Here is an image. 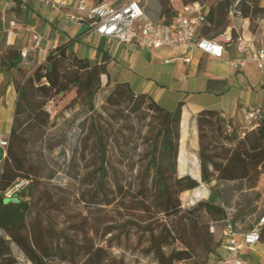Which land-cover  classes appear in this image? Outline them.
I'll list each match as a JSON object with an SVG mask.
<instances>
[{"label": "trees", "instance_id": "16d2710c", "mask_svg": "<svg viewBox=\"0 0 264 264\" xmlns=\"http://www.w3.org/2000/svg\"><path fill=\"white\" fill-rule=\"evenodd\" d=\"M158 1L155 21L163 24L169 23L183 5L198 3L206 7L208 25L202 30L206 37L228 27L233 37L242 35L226 23L233 1L239 5L242 20L249 21L247 30L251 34L255 33L256 17L264 15L258 0H219L210 8L198 0H182L174 9L169 0ZM10 9L20 8L16 4ZM69 45L49 51L44 64L15 84L17 98L0 163V264H18L13 246L30 264H127L124 253L117 256L112 250L118 247L128 251L126 245L132 237L140 255L151 256L157 264H208L222 245L221 235L216 238L209 225L220 223L225 210L217 202L220 193L216 191L189 208L181 206L180 194L200 184L188 174H178L182 102L167 110L150 96L133 93L125 83L114 86L108 99L120 114L112 116L107 128L98 119L92 120L85 139L88 172L79 184L86 187V192L77 197L94 214L74 222L71 192L49 182L52 175L43 174L30 150L34 140H42L54 123L46 105L74 89V96L59 113L77 104L92 109L100 77L108 76L105 61L92 63L71 51L66 54ZM19 59L17 50L1 51L0 72L17 67ZM225 124L213 110L201 111L196 117L200 181H237L243 189L252 190L264 176V118L256 127L244 130L242 137L233 128L226 132ZM110 142L114 143L111 151ZM20 180L27 184L10 198L5 197L4 193ZM58 214L68 220L61 228L56 221ZM259 233L264 242V223ZM176 243L181 246L176 247Z\"/></svg>", "mask_w": 264, "mask_h": 264}, {"label": "crops", "instance_id": "0c3cea01", "mask_svg": "<svg viewBox=\"0 0 264 264\" xmlns=\"http://www.w3.org/2000/svg\"><path fill=\"white\" fill-rule=\"evenodd\" d=\"M9 2L13 3L12 6L18 4L20 9L11 10L7 6ZM94 2L87 0L88 5ZM112 2L118 4L124 1ZM81 16L75 0H63L53 6H42L32 0H0V52L11 48L20 53L17 67L0 72V91L5 89L0 93L2 137H8L11 127L17 98L15 84L31 76L39 65L44 64L49 51L67 43L70 45L66 54L71 51L92 63L106 62L108 76L101 75V81L104 79L113 85L125 83L133 93L146 94L167 110H173L182 102L179 154L182 152L184 159L191 158L192 164L195 161L198 167V113L204 110L217 112L238 135L257 126L253 127L255 122L247 123L241 111L242 108H264V71H260L254 62L234 68L196 49L162 47L146 50L120 44L94 33L86 20L79 19ZM8 17L11 20L7 22ZM10 22L15 25L8 34ZM240 31L252 41L254 48H259L264 30L251 34L243 22ZM34 32L39 36L37 45L31 40ZM23 50L26 51L24 59L21 58ZM185 56L190 58L189 62L183 60ZM237 56L233 47H228L221 55L223 59ZM5 126V131H2ZM0 149L4 155L5 150ZM188 175L191 176V173ZM223 254L224 249L217 248L208 264ZM242 256L251 264H264V242L259 241L244 249Z\"/></svg>", "mask_w": 264, "mask_h": 264}, {"label": "rangeland", "instance_id": "374dc122", "mask_svg": "<svg viewBox=\"0 0 264 264\" xmlns=\"http://www.w3.org/2000/svg\"><path fill=\"white\" fill-rule=\"evenodd\" d=\"M138 1L144 8L148 17L157 20L155 15L157 14L159 1ZM218 1L219 0H198V2L206 5L208 8L216 6ZM181 3L182 0H169V4L173 9L180 7ZM258 4L261 8H264V0H258ZM238 9L239 5L237 1H233L228 9L226 23H228L229 26L237 28L239 31L243 22H245L246 29L249 25V21L242 20ZM254 24L256 25L255 33L263 31L264 15H258ZM114 86L113 84L106 83L104 79L101 81V86L91 102L92 109H89L86 105L81 106L77 104L70 110L59 113L64 105L74 96V89L67 94L60 95L49 101L45 110L47 113L49 112L50 119L53 118L52 121L54 123L50 124L42 140H37L35 138L36 140H34L35 142L30 150L32 155L36 158L37 163L43 168V174L46 176L52 175V179L49 182L62 188L69 189L71 192V201L73 204H71L70 212L75 214L76 219H73L74 222L80 221L82 216L94 214V212L90 214L89 207L85 203L80 202L78 199L79 197H77L86 192V187L79 184V181L85 178L84 176L86 172H88V169L85 168L88 161L87 149L85 150V148H87L85 147V139L89 131V123L92 120L98 119L101 125L107 128V124L111 122L112 116H115V113L117 115L120 114L118 113L119 110L113 106V101L111 102L108 99ZM4 91L5 89H2L0 93L2 94ZM43 119L44 118H41V120ZM4 129H6V126L2 131H5ZM132 139L134 140L133 137H131L130 140ZM131 143L133 142L131 141ZM113 144V142L109 143L108 149L110 151ZM51 146L54 147L51 149ZM80 150H82L83 153H81L82 151ZM2 154L0 149V163L4 157ZM113 154L112 151L110 154L112 156V161L115 160ZM183 155L182 152L178 154V174L182 176L191 173V176L198 179L199 167L195 164V161L194 164H192L191 158L186 157L184 159ZM191 166H193L192 169ZM77 175H79L78 180L75 179ZM198 180L200 184L196 189L188 190L180 194L182 208H189L199 201H204L208 198L210 192L214 193L216 191L220 193L217 202L219 204L223 202L226 208L233 209V218L241 231L251 228L255 220L264 214V176L261 177L260 182L254 190L243 189L241 184L237 182L213 181L210 184H204L201 183L200 177ZM214 186H217L216 190H214ZM64 216L63 214H58L56 217V221L60 228L68 224V220H65ZM211 224L214 226L213 229H211ZM220 227V223L217 222L214 224L211 222L209 225L210 231L214 233L216 238L220 237ZM121 240H123V238H121ZM135 240V237H132L127 243L126 246L129 248L128 251L124 252L122 249L115 247L112 250L113 253L117 256L124 253L125 262L127 264H157L151 256L143 257L140 255L139 247L135 246ZM122 244H125L124 241ZM175 246L180 247L181 245L176 243ZM12 250L18 264H30L16 247L13 246ZM166 250L168 251L169 249ZM177 264H196V262L186 261Z\"/></svg>", "mask_w": 264, "mask_h": 264}, {"label": "built area", "instance_id": "2783aa9c", "mask_svg": "<svg viewBox=\"0 0 264 264\" xmlns=\"http://www.w3.org/2000/svg\"><path fill=\"white\" fill-rule=\"evenodd\" d=\"M42 6L61 4L63 0H32ZM113 0H102L87 4V0H75L76 9L83 15L79 19L86 20L90 30L107 40H116L120 44L135 46L140 49H157L162 47H176L183 50L196 49L212 58L221 59L226 64L241 68L244 65L254 62L260 71H264V36L260 41L259 48H254L252 41L243 35L231 34L228 27L223 32L206 37L202 30L208 25L206 21V7L198 3L183 5L177 9L172 20L163 24L147 17L138 0H127L115 4ZM12 2L8 3L11 8ZM15 23H9L8 34H11ZM34 45L39 42L37 33L32 34L31 38ZM228 47H233L238 54L235 58L221 57ZM26 57V51L21 52V58ZM185 62H189L188 56L183 57ZM165 62H168L165 60ZM245 115L247 123H252L253 127L258 121L264 118V108L241 109ZM49 113V112H48ZM223 118V116H222ZM226 132H231L232 127L229 123L225 124ZM240 137L243 136L241 132ZM7 146V137L0 135V148ZM20 183V184H18ZM27 184L20 180L9 188L5 197L10 198ZM220 205L225 210V217L220 221L221 224V247L224 254L212 260V264H251L242 256L244 249L251 248L260 241V227L264 223V215L249 229L241 231L233 218V209L226 208L223 202ZM211 229L213 225L211 224Z\"/></svg>", "mask_w": 264, "mask_h": 264}, {"label": "bare ground", "instance_id": "6f19581e", "mask_svg": "<svg viewBox=\"0 0 264 264\" xmlns=\"http://www.w3.org/2000/svg\"><path fill=\"white\" fill-rule=\"evenodd\" d=\"M101 97V96H100ZM100 99V98H99ZM99 103V102H98Z\"/></svg>", "mask_w": 264, "mask_h": 264}]
</instances>
